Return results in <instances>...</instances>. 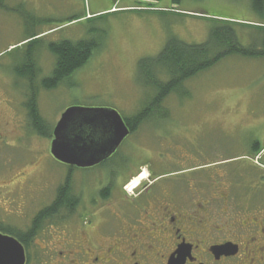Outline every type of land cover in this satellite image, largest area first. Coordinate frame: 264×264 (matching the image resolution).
I'll use <instances>...</instances> for the list:
<instances>
[{
	"label": "rangeland",
	"instance_id": "obj_1",
	"mask_svg": "<svg viewBox=\"0 0 264 264\" xmlns=\"http://www.w3.org/2000/svg\"><path fill=\"white\" fill-rule=\"evenodd\" d=\"M125 3L134 6L127 8L123 6ZM172 3L167 0H0V61L14 60L29 51L35 58L34 72L47 77L56 59L49 48L51 42L87 38L97 43L82 67L40 93L41 110L38 109L44 116L42 125L45 130H51L50 134L30 130L24 146L19 141V146H4L5 150L0 151V180H12L20 172L17 186L24 182L25 187L22 184L10 199L9 206L14 212H22V216L14 215V221L10 220L15 228L24 225L28 217L31 221L38 207L54 197L56 187L64 179L63 164L50 154L52 127L64 108L108 105L130 116L155 93L145 82L141 61L158 54L168 39L204 41L212 23L210 17L217 16L237 22L240 39L248 43V37L258 31L242 22L264 24V14L253 9L252 0ZM153 72L156 73L155 69ZM18 79L20 88L10 87L22 103L26 81ZM184 86L185 91L171 92L163 100L165 115L145 120L120 145L121 156L129 159L124 173L139 169L129 181L146 170V176L131 188L149 179L150 170L162 174L202 164L209 171L201 174L205 182L218 178L217 173L223 171L232 179H245L252 184L264 180V57L228 55L187 79ZM25 173L28 174L23 177ZM99 174L87 177L91 191ZM183 174L176 172L168 176L167 186H173L175 181L186 194L197 193V187L188 186L179 177ZM261 186L260 192H264ZM238 196L241 197L240 193ZM116 202L113 201V206ZM23 213L28 214L25 222L19 220L23 219ZM117 213V209L110 213L112 222L117 220ZM91 216L89 212L88 218ZM30 254V264H39L49 257L38 247Z\"/></svg>",
	"mask_w": 264,
	"mask_h": 264
},
{
	"label": "flooded vegetation",
	"instance_id": "obj_2",
	"mask_svg": "<svg viewBox=\"0 0 264 264\" xmlns=\"http://www.w3.org/2000/svg\"><path fill=\"white\" fill-rule=\"evenodd\" d=\"M26 65L32 66L31 74L24 72ZM33 67L35 58L29 51L14 60L0 61V151L4 146L14 148L19 141L24 146L30 130L41 132L35 127L31 108L40 109V93L52 87H46V76L34 72ZM18 78L26 81L22 103L10 87L20 88ZM120 145L90 166L64 163L50 153L63 164L64 179L54 197L40 205L31 221L28 217L19 228L10 220L14 221V215L22 216V212L15 213L9 204L12 193L22 184L24 187V182L17 186L22 175L17 172L12 180H0V232L14 235L23 243L25 264L31 263L30 253L36 247L49 254L39 264H264V192H260L264 180L252 184L232 179L223 171L216 172L218 178L205 182L201 180L206 167L202 164L162 174L150 170L149 179L128 191L127 183L139 169L124 173L129 159L121 156ZM176 172H183L179 177L199 191L186 194L175 181L167 186V177ZM92 173L100 174L91 191L87 177ZM67 182L75 202L70 207L58 204L52 209ZM239 193L241 197H236ZM116 209L117 220L112 222L109 215ZM87 212L92 216L88 218ZM25 215L19 220L25 222ZM226 242L237 247L217 246Z\"/></svg>",
	"mask_w": 264,
	"mask_h": 264
},
{
	"label": "trees",
	"instance_id": "obj_3",
	"mask_svg": "<svg viewBox=\"0 0 264 264\" xmlns=\"http://www.w3.org/2000/svg\"><path fill=\"white\" fill-rule=\"evenodd\" d=\"M180 3L182 0H171ZM253 9L264 14V0H252ZM212 23L208 36L201 42H188L180 38L172 37L167 40L162 50L141 61V69L144 72L145 82L154 88L155 93L151 100L146 102L139 111L126 117L131 132H135L145 120L154 119L155 116H163V100L171 92L185 91L184 83L187 79L200 71L218 63L228 55H242L246 57H264V24H252L242 22L245 26L254 27L257 33L248 37V43L242 42L237 22L221 17H210ZM97 43L94 40L82 38L79 40L60 39L49 44L50 50L56 59L50 76L45 79L46 87H53L71 75L76 69L82 67L93 54ZM155 69L156 73L153 72ZM32 73V66L26 65L24 72ZM31 112L35 119V127L41 134H50L51 130H45L41 120L36 115L42 113L33 106ZM36 112V113H35ZM160 113V114H158ZM132 132V133H133ZM75 198L69 193L68 182L59 191L57 200L52 205L70 207ZM59 204V205H58ZM37 220H34V225ZM33 231L29 233L31 236Z\"/></svg>",
	"mask_w": 264,
	"mask_h": 264
},
{
	"label": "water",
	"instance_id": "obj_4",
	"mask_svg": "<svg viewBox=\"0 0 264 264\" xmlns=\"http://www.w3.org/2000/svg\"><path fill=\"white\" fill-rule=\"evenodd\" d=\"M130 132L116 107L71 105L54 126L50 151L64 163L90 166L114 153ZM217 246L236 248L237 244ZM26 260L23 243L14 235L0 232V264H25Z\"/></svg>",
	"mask_w": 264,
	"mask_h": 264
},
{
	"label": "bare ground",
	"instance_id": "obj_5",
	"mask_svg": "<svg viewBox=\"0 0 264 264\" xmlns=\"http://www.w3.org/2000/svg\"><path fill=\"white\" fill-rule=\"evenodd\" d=\"M144 176H146V170H144L141 174L137 175L135 179L130 182L129 187H134L135 185H137Z\"/></svg>",
	"mask_w": 264,
	"mask_h": 264
},
{
	"label": "crops",
	"instance_id": "obj_6",
	"mask_svg": "<svg viewBox=\"0 0 264 264\" xmlns=\"http://www.w3.org/2000/svg\"><path fill=\"white\" fill-rule=\"evenodd\" d=\"M167 2L169 3V4H171L172 3V1L171 0H167ZM171 2V3H170ZM131 3H125V4H123V6L124 7H127V8H129V7H133L134 5H130Z\"/></svg>",
	"mask_w": 264,
	"mask_h": 264
}]
</instances>
